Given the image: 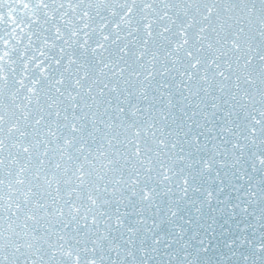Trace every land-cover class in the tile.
<instances>
[{"label": "snow or ice", "instance_id": "snow-or-ice-1", "mask_svg": "<svg viewBox=\"0 0 264 264\" xmlns=\"http://www.w3.org/2000/svg\"><path fill=\"white\" fill-rule=\"evenodd\" d=\"M0 264H264V0H0Z\"/></svg>", "mask_w": 264, "mask_h": 264}]
</instances>
